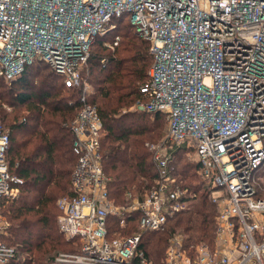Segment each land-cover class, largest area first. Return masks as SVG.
I'll return each instance as SVG.
<instances>
[{
    "label": "built area",
    "instance_id": "obj_1",
    "mask_svg": "<svg viewBox=\"0 0 264 264\" xmlns=\"http://www.w3.org/2000/svg\"><path fill=\"white\" fill-rule=\"evenodd\" d=\"M128 19L150 43L153 63L131 112L163 113L166 129L146 143L156 169L151 189L128 202L110 197L103 169V121L89 102L92 46ZM120 35L105 40L115 48ZM104 61V60H103ZM40 62L79 91L69 123L76 164L72 196L57 201L60 231L79 248L55 264H153L139 250L146 231H163L196 194L176 171L179 151L199 166L217 206L213 244L174 234L159 264H264V0H0V78L9 84ZM10 130L0 121V264L4 203L23 180L8 161ZM137 213L139 231L110 236V220Z\"/></svg>",
    "mask_w": 264,
    "mask_h": 264
},
{
    "label": "trees",
    "instance_id": "obj_2",
    "mask_svg": "<svg viewBox=\"0 0 264 264\" xmlns=\"http://www.w3.org/2000/svg\"><path fill=\"white\" fill-rule=\"evenodd\" d=\"M113 22L117 26L92 46L88 80L94 92L89 102L97 106L103 121L101 153L110 197L117 204H125L127 193L141 197L154 185L156 169L146 143L162 137L166 117L163 113L124 112L143 97L141 86L147 81L153 57L150 43L136 34L128 19ZM116 35L121 37L119 45L107 47L105 40ZM80 104L79 91L66 88L40 62L28 65L12 84L0 78V121L11 135L9 166L24 184L17 197L4 203V207L9 206V226L2 238L16 251L11 264H55L60 251H76L73 241L66 240L58 228L60 211L54 202L60 193L73 195L71 175L76 156L68 125ZM21 109L25 112L18 114ZM175 168L196 194V202L189 211L170 219L165 230L143 233L139 250L153 264L161 262L175 231L184 234L186 245L213 244L214 240L215 204L199 166L179 151ZM137 217V213L124 217L125 227L123 218H112L110 236L135 234L139 231Z\"/></svg>",
    "mask_w": 264,
    "mask_h": 264
},
{
    "label": "rangeland",
    "instance_id": "obj_3",
    "mask_svg": "<svg viewBox=\"0 0 264 264\" xmlns=\"http://www.w3.org/2000/svg\"><path fill=\"white\" fill-rule=\"evenodd\" d=\"M130 109H131V107L130 108H128V109H124V112H130ZM11 114L12 113H14V112H12L11 110H8ZM25 112V109H21V110H19L17 113L18 114H21V113H24ZM166 126L167 125H165V128H164V131H165V129H166ZM22 137V135L20 134L19 135V138H21ZM22 185H24V184H22ZM51 188H54V186H52ZM50 188V189H51ZM21 189V188H20ZM19 194H20V191H19ZM62 196H64L62 193H60L57 197H56V199H55V202H54V207H55V209L56 210H58L57 208V201H58V199L59 198H61ZM125 201H127L128 202V199L127 200H125ZM127 202H124L125 204L127 203ZM214 203V202H213ZM215 204V203H214ZM121 205H124V204H121ZM4 209H5V211L6 212H4V210H3V218L6 220V221H8L9 222V220H8V218H9V215H8V210H9V206L8 205H5V207H4ZM215 210H216V214H217V206L215 205ZM216 214H215V217H216ZM57 224H58V222H57ZM58 228H59V224H58ZM181 234L182 236L184 235L181 231H175L174 233H173V235L174 234ZM172 235V236H173ZM171 236V237H172ZM170 237V238H171ZM65 238H66V240L68 239L66 236H65ZM170 240V239H169ZM70 241H73V245H74V248H76V250L80 247L79 246V242L78 241H75V240H70ZM69 253H72V252H68V251H60L59 253H57V257H59L61 254H69ZM165 256V255H164ZM164 256H163V258H164ZM163 258H162V260H163ZM162 260H161V262H162ZM161 262H159V263H161Z\"/></svg>",
    "mask_w": 264,
    "mask_h": 264
}]
</instances>
